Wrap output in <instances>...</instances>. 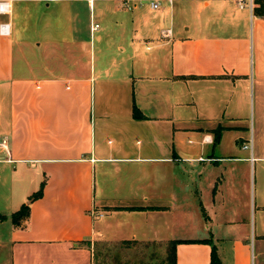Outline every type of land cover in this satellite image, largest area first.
<instances>
[{"label": "crops", "instance_id": "obj_1", "mask_svg": "<svg viewBox=\"0 0 264 264\" xmlns=\"http://www.w3.org/2000/svg\"><path fill=\"white\" fill-rule=\"evenodd\" d=\"M10 1L0 264H172L174 239L177 264H210L214 245L264 264V17L239 0Z\"/></svg>", "mask_w": 264, "mask_h": 264}, {"label": "trees", "instance_id": "obj_2", "mask_svg": "<svg viewBox=\"0 0 264 264\" xmlns=\"http://www.w3.org/2000/svg\"><path fill=\"white\" fill-rule=\"evenodd\" d=\"M254 13L260 16L264 17V0H257V4L254 6ZM134 116L135 117H143L144 114L141 111V109L135 104L134 106ZM218 138V133L216 135V139ZM45 184V181H42L41 187L33 192L30 195V198H37L42 195V190H43V185ZM30 214L29 211V204L28 203H23L21 207L16 210L15 212L12 213V220L15 224H20L22 220L26 219ZM183 239H174L171 241V244L169 245V260L171 261L172 264H177V253H176V244L179 241H182ZM188 241H197V240H205L208 241L207 239H184ZM130 240H127L129 242ZM210 264H222L221 263V258L218 253L217 247L214 245L212 247V252H211V262Z\"/></svg>", "mask_w": 264, "mask_h": 264}, {"label": "built area", "instance_id": "obj_3", "mask_svg": "<svg viewBox=\"0 0 264 264\" xmlns=\"http://www.w3.org/2000/svg\"><path fill=\"white\" fill-rule=\"evenodd\" d=\"M123 3L128 6L132 7L133 2L135 0H122ZM175 0H149V4L152 9H159L163 7L165 3L168 4H173ZM257 0H239L240 6L243 7L245 4L248 5L251 9L254 8L256 5ZM11 10V1L10 0H0V13L6 14L9 13ZM10 26L11 22L10 21H1L0 22V33L2 34H9L10 33ZM100 24L98 22L93 23V28H98ZM171 32V28H167L165 30V34H169ZM0 145L7 151L9 152V143H8V137L4 136L0 140ZM245 148H250L252 150L253 143L252 139L249 142L244 143Z\"/></svg>", "mask_w": 264, "mask_h": 264}, {"label": "rangeland", "instance_id": "obj_4", "mask_svg": "<svg viewBox=\"0 0 264 264\" xmlns=\"http://www.w3.org/2000/svg\"><path fill=\"white\" fill-rule=\"evenodd\" d=\"M105 2V1H104ZM145 3H149V0H145L144 1ZM175 4H177V1L176 2H174ZM173 3V4H174ZM100 4H101V0H97V4H96V6H97V11H98V6H100ZM174 4V5H175ZM164 5H169L168 3H165ZM80 9L78 8V11H79ZM74 16H75V20H74V23H75V25L77 26L76 28H78V29H80V30H82V32H85V26H86V19H87V22H88V24H90V21H91V15H90V13H89V11H86V12H82V13H80V12H78V13H76V14H74ZM87 17V18H86ZM93 20L95 21L96 20V18L93 16ZM123 249V248H122ZM164 249V248H163ZM163 249L162 248H158V247H156V246H154V247H151V248H147V249H143V250H141L140 248H138V247H132L131 249H129L130 251V256H135V257H138V256H164V253H163ZM120 253H119V255L120 256H125V255H128L125 251H119ZM2 257H3V253H2ZM8 264H10L9 263V255H8Z\"/></svg>", "mask_w": 264, "mask_h": 264}]
</instances>
